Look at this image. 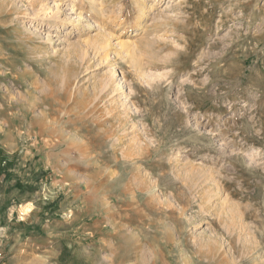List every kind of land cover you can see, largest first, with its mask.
<instances>
[{"label": "rangeland", "instance_id": "rangeland-1", "mask_svg": "<svg viewBox=\"0 0 264 264\" xmlns=\"http://www.w3.org/2000/svg\"><path fill=\"white\" fill-rule=\"evenodd\" d=\"M84 1L0 0V264H264V0Z\"/></svg>", "mask_w": 264, "mask_h": 264}, {"label": "bare ground", "instance_id": "bare-ground-1", "mask_svg": "<svg viewBox=\"0 0 264 264\" xmlns=\"http://www.w3.org/2000/svg\"><path fill=\"white\" fill-rule=\"evenodd\" d=\"M83 1V0H82ZM88 4H90L91 5V9H94V8H96L95 6H96V2H92V1H94V0H85ZM84 1V2H85ZM81 2V1H80ZM144 3H143V9H142V11H141V15H140V17L137 19V25L136 26H138L139 24H140V22L142 21V20H144L143 18L145 17V16H147V12L148 11H150V9H152L153 7H154V1H143ZM72 4V9H73V11H75V13L76 14H78L79 15V17L81 18V17H83V16H81L82 14L80 13H78L77 12V10L75 9V7H76V4L73 2V3H71ZM98 5V4H97ZM97 10V9H96ZM99 10V9H98ZM71 22V20H69V23ZM41 56V55H40ZM43 56V55H42ZM96 92V91H95ZM104 92V91H103ZM87 97V96H86ZM109 100V99H108ZM85 110V109H84ZM102 110V109H101ZM104 110V109H103ZM106 119V118H105ZM113 126H115V125H113ZM112 126V127H113ZM117 128V127H116ZM115 129V128H114ZM119 130V129H118ZM117 134V133H116ZM136 145V144H135ZM145 147V146H144ZM118 162V161H117ZM130 164V163H129ZM212 176V175H211ZM137 178V177H136ZM209 178V177H208ZM131 184V183H130ZM138 184H140V183H138ZM142 185V184H141ZM142 188V187H141ZM113 218V217H112ZM245 234V233H244ZM243 236V235H242ZM246 241V240H245ZM246 255V254H245ZM262 262V261H261Z\"/></svg>", "mask_w": 264, "mask_h": 264}]
</instances>
